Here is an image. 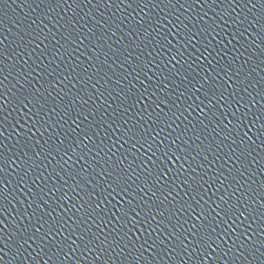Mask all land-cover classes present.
Wrapping results in <instances>:
<instances>
[{"label": "water", "instance_id": "1", "mask_svg": "<svg viewBox=\"0 0 264 264\" xmlns=\"http://www.w3.org/2000/svg\"><path fill=\"white\" fill-rule=\"evenodd\" d=\"M0 264H264V0H0Z\"/></svg>", "mask_w": 264, "mask_h": 264}, {"label": "snow or ice", "instance_id": "2", "mask_svg": "<svg viewBox=\"0 0 264 264\" xmlns=\"http://www.w3.org/2000/svg\"><path fill=\"white\" fill-rule=\"evenodd\" d=\"M145 143H147V140H145ZM149 147L151 148V145L149 144ZM161 162H163L161 158ZM112 187V191L108 193L109 196H112L113 199H116L119 197L120 199L117 200L118 204H123V203H128L130 204L131 201L126 200L125 194L127 193V188L121 184L120 182H115V186H110ZM128 215V210L127 209H122L121 210V216H127ZM227 223V221H225Z\"/></svg>", "mask_w": 264, "mask_h": 264}]
</instances>
